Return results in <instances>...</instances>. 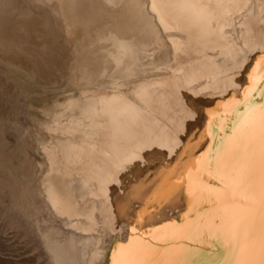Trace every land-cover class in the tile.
I'll list each match as a JSON object with an SVG mask.
<instances>
[{"label": "bare ground", "instance_id": "bare-ground-1", "mask_svg": "<svg viewBox=\"0 0 264 264\" xmlns=\"http://www.w3.org/2000/svg\"><path fill=\"white\" fill-rule=\"evenodd\" d=\"M262 58L264 0H0V204L51 264L258 259Z\"/></svg>", "mask_w": 264, "mask_h": 264}, {"label": "rangeland", "instance_id": "rangeland-1", "mask_svg": "<svg viewBox=\"0 0 264 264\" xmlns=\"http://www.w3.org/2000/svg\"><path fill=\"white\" fill-rule=\"evenodd\" d=\"M2 204L3 203L0 204V211L2 212V214L0 212V218H1L0 219V225H1V227H0V264H46L48 261L46 260L45 256L42 254V252L40 250H38V249L36 250V247L38 245V241L36 240L37 239V231H35V229L32 227L33 225L31 224V227H30V226H28V225H30L28 223L22 224L21 226H19L20 227L19 230H17L18 229L17 226L15 227V225H13V222H12L13 219H11V217H14V220H15L16 215L12 214L13 216H11V213L9 211H6V210H8V207H7L8 205L5 206L6 207L5 208L4 205H6V204H4V205H2ZM2 210L5 212H3ZM3 213H4V215L6 213L7 217L4 216ZM7 213L10 215H8ZM4 218H6L5 221H4ZM7 221H8V223H7ZM7 225H9L10 227L13 225L14 226V227H12L13 230H11L9 228V226L7 227ZM26 225L28 227L24 228L23 226H26ZM21 230H25V231H21ZM28 230H29V232L32 233V235H31V233L28 232ZM18 231H20V232L18 233ZM4 232L6 233L5 235H4ZM14 233H16V234H14ZM24 233H27L26 238L24 237V235H25ZM20 234L25 239H21L22 236H20ZM34 234L36 235V237ZM14 235L16 236V238ZM12 238H14V239L12 240ZM32 238L35 239L34 240L35 242L32 240ZM5 239H7V240H5ZM16 240H18V241L20 240L21 242L19 241V243H18V242H16ZM23 240H26V241L23 242ZM28 241H31V242H28ZM27 242H28V244H27ZM32 244H34V245H32ZM25 245H27V246H25ZM33 247L35 248V252H32ZM30 250L32 253L30 252ZM40 256L41 257L43 256V257L41 258ZM49 264H51V263H49Z\"/></svg>", "mask_w": 264, "mask_h": 264}, {"label": "snow or ice", "instance_id": "snow-or-ice-1", "mask_svg": "<svg viewBox=\"0 0 264 264\" xmlns=\"http://www.w3.org/2000/svg\"><path fill=\"white\" fill-rule=\"evenodd\" d=\"M264 59V58H262ZM264 88V85H262ZM216 264H264V242L261 244L259 258L250 260H232V261H218Z\"/></svg>", "mask_w": 264, "mask_h": 264}]
</instances>
